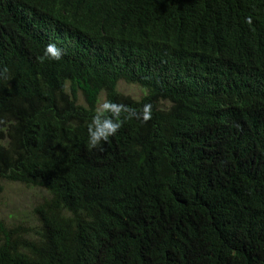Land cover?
I'll return each instance as SVG.
<instances>
[{"label": "trees", "instance_id": "1", "mask_svg": "<svg viewBox=\"0 0 264 264\" xmlns=\"http://www.w3.org/2000/svg\"><path fill=\"white\" fill-rule=\"evenodd\" d=\"M0 181V264H264V0H0Z\"/></svg>", "mask_w": 264, "mask_h": 264}, {"label": "rangeland", "instance_id": "2", "mask_svg": "<svg viewBox=\"0 0 264 264\" xmlns=\"http://www.w3.org/2000/svg\"><path fill=\"white\" fill-rule=\"evenodd\" d=\"M118 91L134 100H139L144 95L139 87L123 82L119 83ZM104 99L101 95L98 111L104 109ZM46 197L43 190H29L18 184L0 181V219L8 227L19 224L32 226L35 223L32 209Z\"/></svg>", "mask_w": 264, "mask_h": 264}, {"label": "clouds", "instance_id": "3", "mask_svg": "<svg viewBox=\"0 0 264 264\" xmlns=\"http://www.w3.org/2000/svg\"><path fill=\"white\" fill-rule=\"evenodd\" d=\"M46 52L51 53L50 58L60 59L62 55V50L57 49L54 44H49L47 46ZM108 107V105H106ZM112 107H115L114 105ZM93 124L96 125L93 128L92 125L89 126V143L88 147L90 149H95L100 146L101 140L107 141L110 135H114L119 129L120 124L114 123L111 120H106L102 124L98 118H94Z\"/></svg>", "mask_w": 264, "mask_h": 264}, {"label": "bare ground", "instance_id": "4", "mask_svg": "<svg viewBox=\"0 0 264 264\" xmlns=\"http://www.w3.org/2000/svg\"><path fill=\"white\" fill-rule=\"evenodd\" d=\"M152 17H153V16H152ZM152 17H151V18H152ZM151 21H152V20H151ZM138 38H139V37H138Z\"/></svg>", "mask_w": 264, "mask_h": 264}]
</instances>
